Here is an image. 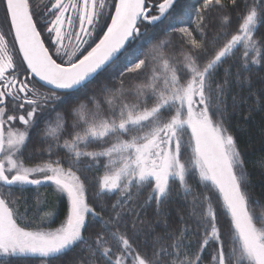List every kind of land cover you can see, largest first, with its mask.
Returning <instances> with one entry per match:
<instances>
[{"label": "snow or ice", "instance_id": "obj_1", "mask_svg": "<svg viewBox=\"0 0 264 264\" xmlns=\"http://www.w3.org/2000/svg\"><path fill=\"white\" fill-rule=\"evenodd\" d=\"M178 7L0 0V264H264V205L226 123L264 68V0H202L187 22ZM145 23L166 24L148 51ZM42 186L67 198L55 229Z\"/></svg>", "mask_w": 264, "mask_h": 264}, {"label": "trees", "instance_id": "obj_2", "mask_svg": "<svg viewBox=\"0 0 264 264\" xmlns=\"http://www.w3.org/2000/svg\"><path fill=\"white\" fill-rule=\"evenodd\" d=\"M202 0H179V7L177 11L181 14L182 19L187 22L191 20L192 13L196 7H199ZM144 27L149 28V33L145 37L144 50H150L151 46L157 44L161 39H164L163 28L164 25H158L152 28L149 25ZM235 30V24L233 27ZM167 51H172L168 49ZM105 75L101 74L93 80L92 84L89 85V93H96L97 96L103 98L104 93L101 88L105 81ZM245 76H251L250 84L245 82L240 86H233L232 93L228 98V112L226 115V123L231 133L234 135L236 142L242 152L243 159L247 168L248 173L251 176V186L249 192L253 199L259 200L261 205H264V167H261V163L264 162V68L253 66L251 72H245ZM232 95L237 97V106L232 107ZM86 99V97H81ZM43 127V124H41ZM33 146L39 147L35 135H33L32 143L29 144L28 150L25 151V157L28 155ZM46 159V157H45ZM42 158L34 156L31 160H25L27 165H34L41 163ZM103 174V169L97 170L96 167L91 172L87 173L89 180L93 177H98ZM34 187H30L27 191V195L30 198V203L35 204V198L33 197ZM40 192L43 194L42 198L46 199L47 203L42 205V211L44 212L53 211L54 214L47 223L48 228L56 227L65 218V210L67 201L65 197H58L51 186H42ZM147 195L140 197L141 200ZM115 199V196L112 197ZM264 209L257 208V213ZM23 211V209H21ZM167 211L170 213L169 222L175 227L177 226L178 215L187 212V208L180 199H175L169 206ZM32 213L29 212V216ZM147 219H154V210L148 209ZM38 220H34L32 228L37 226ZM157 231H161L160 228ZM72 254H69L71 256ZM21 264H41L39 257H28L20 258Z\"/></svg>", "mask_w": 264, "mask_h": 264}, {"label": "rangeland", "instance_id": "obj_3", "mask_svg": "<svg viewBox=\"0 0 264 264\" xmlns=\"http://www.w3.org/2000/svg\"><path fill=\"white\" fill-rule=\"evenodd\" d=\"M145 25H146V23H145ZM144 25V26H145ZM18 126H20V127H22V125H18ZM189 155H190V153H189ZM187 158V157H186ZM27 166H31V165H27ZM33 166V165H32ZM52 188H53V190L55 191V188H54V186H51ZM65 198H66V196H65ZM66 201H67V198H66ZM60 224L61 223H59L56 227H53V228H51V229H55V228H57V227H59L60 226Z\"/></svg>", "mask_w": 264, "mask_h": 264}, {"label": "flooded vegetation", "instance_id": "obj_4", "mask_svg": "<svg viewBox=\"0 0 264 264\" xmlns=\"http://www.w3.org/2000/svg\"><path fill=\"white\" fill-rule=\"evenodd\" d=\"M45 89H42V91H44ZM27 165V164H26ZM32 166V165H31Z\"/></svg>", "mask_w": 264, "mask_h": 264}]
</instances>
